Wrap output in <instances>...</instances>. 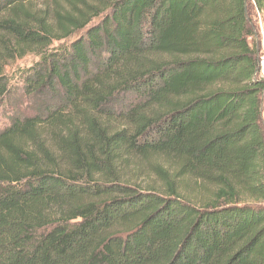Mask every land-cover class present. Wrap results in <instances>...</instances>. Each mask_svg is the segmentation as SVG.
<instances>
[{
	"label": "trees",
	"instance_id": "trees-1",
	"mask_svg": "<svg viewBox=\"0 0 264 264\" xmlns=\"http://www.w3.org/2000/svg\"><path fill=\"white\" fill-rule=\"evenodd\" d=\"M36 1L0 0V106L31 54L42 101L0 131V264H264V0Z\"/></svg>",
	"mask_w": 264,
	"mask_h": 264
},
{
	"label": "rangeland",
	"instance_id": "rangeland-1",
	"mask_svg": "<svg viewBox=\"0 0 264 264\" xmlns=\"http://www.w3.org/2000/svg\"><path fill=\"white\" fill-rule=\"evenodd\" d=\"M36 2L37 6L40 8L45 5V0H37ZM49 2L50 0H48V3ZM250 16L252 26L255 30V38H251L249 42L256 49L258 57L261 59L264 58V18L253 7H250ZM101 17H90V19L93 18L90 25L97 24ZM83 32L84 30L77 32L69 39L54 42L53 48L57 49L69 46L71 42L81 36ZM39 62L40 57L38 55L31 54L9 65L6 69V75L11 88V95L7 98V101L0 106V131L7 128L11 124L13 118L18 116L25 117L33 115L35 112L40 110V107H42V101H38L37 103L34 99L30 101L24 93L25 78L30 74L31 69ZM137 165L138 163L135 161H130V168H128L129 173L133 176L134 184L146 186L147 183L151 182L161 183L160 176L153 172V169L147 166V164L143 165V167L139 169L141 173L136 172ZM176 187L179 192L182 191L185 195L190 194L189 188L185 189L179 183L176 184Z\"/></svg>",
	"mask_w": 264,
	"mask_h": 264
},
{
	"label": "built area",
	"instance_id": "built-area-1",
	"mask_svg": "<svg viewBox=\"0 0 264 264\" xmlns=\"http://www.w3.org/2000/svg\"><path fill=\"white\" fill-rule=\"evenodd\" d=\"M259 71H260V76L262 78H264V58L260 59V69H259Z\"/></svg>",
	"mask_w": 264,
	"mask_h": 264
},
{
	"label": "crops",
	"instance_id": "crops-1",
	"mask_svg": "<svg viewBox=\"0 0 264 264\" xmlns=\"http://www.w3.org/2000/svg\"><path fill=\"white\" fill-rule=\"evenodd\" d=\"M264 116V115H263ZM264 118V117H263Z\"/></svg>",
	"mask_w": 264,
	"mask_h": 264
}]
</instances>
